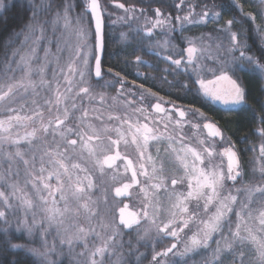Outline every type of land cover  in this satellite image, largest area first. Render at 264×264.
I'll return each instance as SVG.
<instances>
[{
  "label": "snow or ice",
  "instance_id": "obj_1",
  "mask_svg": "<svg viewBox=\"0 0 264 264\" xmlns=\"http://www.w3.org/2000/svg\"><path fill=\"white\" fill-rule=\"evenodd\" d=\"M113 2L124 11L125 15L117 19L125 23L138 19L137 11L141 15L146 12L135 5ZM185 6L187 12L180 15ZM196 7L186 4V0H178L175 16L166 15L157 7L153 10L154 22L150 27L132 29L128 24L130 31L122 32L120 39L127 47H132L135 41L138 47L131 55L134 65L140 67L148 61L136 55V51L143 50L145 39L153 36L154 29L167 27L175 33L177 27L173 21H176L183 32L186 25L219 24L225 11L234 13L223 25L213 29L222 33V37L213 38L211 33L207 37L203 34L180 36L187 47H180L175 58L172 54L163 57L169 67L162 71L168 75H182L184 79L174 83L168 81L167 76L160 79L184 95L192 96L193 100L218 102L229 111L239 109L238 117L247 119L245 113H249V123L258 121L259 126L252 130V135L260 138V166L252 171L259 172V180L245 179L241 161L242 152H256L257 146L237 150L219 125L209 121L204 112L191 104L183 108L172 104L171 110L165 109L163 98L151 89L139 93L141 103L137 107H131L136 101L126 100L131 115L126 109L122 115L110 112L105 119L103 112L85 104V100L90 105L96 99L92 79L99 83L105 76H111L102 87L119 85L117 96H123L127 86L126 77L121 75L123 70L114 72L109 67L105 72L102 69L100 53L106 44L100 0H39V3L37 0H0V27L8 25L9 12L23 17L21 24L9 29L0 53V202L5 209H11L15 198L25 208L24 216L15 217L14 223L8 212L0 209V264H62L65 255L69 257V264H129L122 251L125 246L127 256H135L137 264L142 258L147 259L145 253L139 252L141 246L152 249L149 264H181L178 258L183 259V264H189L193 254L213 244L211 261L204 260L202 264H264V85L260 88V97H253L250 103L251 93L241 76V73L258 75L264 81V0H259L260 10L256 14L245 12L240 0L221 3L220 11H215V4L212 9L205 5L199 13ZM68 33L75 37L74 45L67 44ZM205 38L215 43V54L207 57L210 63L202 62L208 51L203 46ZM41 41H45L42 58L39 56ZM53 43L55 52L52 51ZM170 45L179 47L172 45L171 39L164 40L161 47ZM65 52L67 59L61 64L64 59L61 54ZM49 65L54 66L50 68ZM139 87L144 88L143 85ZM38 89L51 95L44 99L43 105L35 99L29 105L28 96H39ZM128 94L136 95L131 89ZM146 94L157 100L149 102L147 108L143 106ZM98 95L103 105L105 95ZM112 99L116 101L117 97ZM149 109L163 113L167 122L151 118ZM45 111L48 113L46 122ZM177 113L179 118L174 119ZM185 124L194 130L206 129L212 140L206 143L205 139H200L199 147L192 146L183 131ZM20 126H32V131L22 137L18 133L13 136V129ZM216 138L226 144L219 152L215 151ZM240 139L248 142L247 135ZM37 141L41 143L39 149L32 147ZM22 142L27 149L21 147ZM121 143L125 148L129 143L135 145V162L126 151H120ZM5 144L14 146V151H6ZM160 144L166 145L164 155L160 147H156L153 155L150 147ZM78 148L80 158L83 159L86 152L101 174L105 168L118 170L117 161L123 162L125 179L120 186L114 187L113 204L106 210L109 219L101 224L103 234L75 220L65 227L66 220L73 216L78 218L81 210L88 219L100 217L98 210L90 206L89 192L94 184L89 170L73 162ZM214 155L221 161L226 158V168L223 164L212 163ZM166 160L173 166L171 176L165 175ZM5 161L7 167H4ZM20 165H23L22 172ZM72 170L85 173L83 180L78 175L74 179ZM29 185L36 200L26 191ZM178 187L184 190L177 191ZM8 188L10 192L5 190ZM133 190L140 197L136 211L129 210V204L123 199H116H130ZM162 193L171 202L166 219L161 218L165 212L160 199ZM193 202L195 206L190 207ZM33 209L40 210L39 222L36 211H32L29 218L28 210ZM142 224L149 226L141 231ZM52 231L56 236L50 243L48 237ZM133 231L136 232L135 246L132 239L124 240V236L131 237ZM90 236L93 237L91 241ZM169 238L170 245L157 250ZM77 247L81 249L79 252L75 251Z\"/></svg>",
  "mask_w": 264,
  "mask_h": 264
},
{
  "label": "rangeland",
  "instance_id": "obj_2",
  "mask_svg": "<svg viewBox=\"0 0 264 264\" xmlns=\"http://www.w3.org/2000/svg\"><path fill=\"white\" fill-rule=\"evenodd\" d=\"M37 3H39V0H37ZM104 15L107 16L108 18H112L110 26L112 25L113 27H116V28H120L122 26L128 27V24H131L132 29H136V28L144 29L145 27H150L151 23L154 22V16H150V15H148V13H145L144 15H141L139 11H137V13H136L137 17H139L138 19L129 20L127 23H125L123 21H119L117 18L120 17V16H124L125 13H124V11L122 9L117 8L115 6V4H112V3L110 5V8L106 9V11L104 12ZM145 17H147L148 19L146 20ZM114 21H115V23H113ZM125 27H122V30L119 32V34H118L119 38H120V35H121L122 32H129L130 31L129 28H128V30H125ZM189 29H191V28L190 27L185 28V30L183 32H181L180 31V27H179V23H178L177 31L175 33L170 32L167 27H164V28L158 27V28L153 30V36L150 39L149 38L145 39V47H143V49L148 51L151 55H155L156 56L155 53H159V55H157V56H159L162 59H163V57H165V56H167L169 54H172L174 56V58H175L176 54L179 52V48L180 47H185V48L187 47L186 43H183L181 40H178V39H180V36H184V37H199V36H201V34H196V35L195 34L194 35L189 34L188 33ZM141 35H144L143 31H141ZM222 35H223L222 33H218L216 36H213V35H211V36L213 38H216V37H222ZM205 37H207V36H205ZM119 38H117V39L119 40ZM66 39H67V44L69 46L75 44V37L72 36L70 33L66 34ZM166 39H171L172 45H178L179 47H172L171 45L168 46L167 48L161 47V45H163L164 40H166ZM225 43H226V41H225ZM197 44H198V46H201V42L200 41H197ZM43 45H45V44H43ZM203 46L207 47L208 51L204 53L203 58H202V62L203 63H210V61L207 59V57L210 54H215V43L213 42V40H209V39L205 38V40L203 41ZM55 51L56 50H54L53 52H55ZM61 55L64 57V59L61 61V64H63L65 62V60L67 59L68 53L65 52V53H62ZM185 55H186V53H185ZM40 57L42 58L43 55L40 56ZM53 66L54 65H49L50 68L53 67ZM17 75H20V74L18 73ZM47 76L50 77V73H47ZM36 78H38V77H36ZM76 79H79V78L76 77ZM92 80L90 82H91V85H92L93 94L96 95V99L90 105L88 104V101L85 100V104L87 106L99 109L101 112L104 113L105 119L107 118V115L110 112L113 113V114H121L122 115L126 109H127L128 113H129V115H131V108H128L126 106V103H125L126 100L125 101L123 100V96H117L116 88H118L119 85H116L114 90H111V92H109L107 90V88H104V87H101V86H99L98 90H96L94 88L95 86H94V83H92ZM126 89H131V91L135 93V87L126 86ZM37 91L39 92V96H32V95L28 96V104L29 105H31L30 103H31V101L33 99L37 100L38 104L43 105V101H44V99L47 96H43V90L42 89H38ZM100 93H103L105 95V101H104L103 105H101V103L99 101V95L98 94H100ZM127 96H129L130 99H132V100H134L136 98V96H130L128 94V92H127ZM112 97H117V100L113 101ZM158 97H160V96L158 95ZM154 100H156V99H154ZM163 101H164L165 104L168 103V105H169V103L173 104V102H171L170 100L167 101L164 98H163ZM143 102L146 103V105L149 104L148 100L147 101L145 100ZM208 102L211 103V104H214V105H216V106H218V107H220L222 109L225 108V106L223 104H221V103H218V102L217 103H213L211 101H208ZM21 103H24V102L21 101ZM136 104H137V102L134 103L131 107L132 108L137 107L138 105H136ZM176 105L178 107H187V106L182 105V104H180V105L176 104ZM15 106L19 107V105H15ZM143 106H144V104H143ZM61 107H63V105ZM117 109H119L118 112H117ZM76 115L79 116V113H76ZM46 116H47V112H45V117ZM152 116L154 117V119L162 120L163 122L167 121V116H165V115H163V116H157L156 115L157 117H155V114H152ZM206 117L208 118L209 121L213 122L212 120H210V118L207 115H206ZM174 119H178V118L176 116H174ZM46 121H47V119H45V122ZM93 122L95 123V121H93ZM185 125H187V124H185ZM30 130H32V126H27V127L20 126V127L14 128L13 129V136H15L18 133L19 136L22 137V136L25 135L26 132H29ZM183 131L188 135L189 142L194 147H199L198 141L200 139H205L206 143L210 142L212 140V138L208 137V135L206 134L205 129L194 130V129H191L189 126H184L183 125ZM225 137H227V136H225ZM48 139L50 141L51 137L48 138ZM215 143H216V148H215L216 152L221 151L223 149V147L226 146V144L224 142L220 141L219 138L216 139ZM39 146H38V149H39ZM25 147H28V146H25ZM177 147H179V146L177 145ZM11 151H14V147H13V149ZM76 153H80L79 148L77 149ZM86 155H87V153L85 152L84 153V157ZM243 157H245V158H243ZM243 157L241 156V161H242V164H243V167H244V171H245V174H246L245 175V179L246 180H253V179L259 180V172L257 171L254 174L253 171H252L254 168L258 169L259 166H260L259 165V160H258V149H257L256 152L248 151V153H246V156H243ZM75 158L76 157H74L73 161L75 160ZM83 159H84V161L82 160V163L86 164L90 168H87L86 165H82V164L81 165L83 167H86L89 170V174L91 175V178H92L93 184H94V187L89 192V196L91 197L90 206L98 210V212L100 214V217H102L103 220L100 219V217H92V218L88 219V218H86L87 214L84 213L83 210H81V215L78 218L73 216L71 219L66 220L65 227H69L70 224L72 223V221L75 220L77 223L83 225L85 228L92 227V228L95 229L96 232H99V233L103 234L102 229H101V224L102 223H106L107 220L109 219V217L107 216L106 210L109 207L112 206L113 200H111V198H109L107 200V202H105L103 199L100 198V196H99V198L97 196L95 197L94 189H95L96 185L102 186V181H106V182L108 181V182L113 183L115 185H118L121 182H123L124 179H125V174H124V171H123V162L121 163L122 165L119 166L118 170H115V172L114 171L106 172V175H105L104 174L105 171H104L103 174L98 173V175H97L95 173V170H93V168L95 167L94 162H93V158H89L87 156V157H85ZM6 163H7V161L4 162V167L6 166ZM205 163L207 164V160L205 161ZM212 163L214 165L223 164V166L226 168L225 158L223 159V161H221V159L219 157H216L214 155L213 159H212ZM171 170H173V167L170 168L168 166L166 171H165V175L171 176V174H167V173H170ZM97 171L99 172L98 168H97ZM72 174H73V178L74 179L78 175V176L81 177L82 180H83V177L85 175V173L79 172L78 170H72ZM20 182H21V184H23V175L21 176V181ZM83 182H84V184L87 183L86 180H84ZM52 183H55L54 179H53ZM194 183H195V181L193 180V184ZM5 190L7 192L11 191L10 188L5 189ZM183 190H184V187H180V188L177 189V191H183ZM26 191L28 192L30 198H32L33 200L37 199L34 191L31 189L30 185L26 188ZM57 199H58V195H57ZM170 203L171 202L167 199V197L163 199L165 212L161 216L162 219H166L167 218V210L169 208ZM12 204H13V208L5 209V206L3 205V203L0 202V209H3V210L5 209L8 212V214L10 212V215H11L10 219H12L13 223H14L15 222V217H17V216L23 217L24 216L25 208L15 198L12 199ZM194 206H195V202H193L190 205V207H194ZM32 211H36V213H37V217L36 218H37V221L39 222L40 218H41L40 210L39 209L28 210L29 218H31V212ZM233 219H235V218L233 217ZM157 222H159V221H157ZM143 228H145L144 225L141 226V231H142ZM186 232H187V230H186ZM22 235H23V233H22ZM55 236H56L55 231H52V234L48 237V240H49L50 243L55 238ZM133 236H135V237H133ZM92 238L93 237L90 236V238H89L90 241L92 240ZM135 238H136V232L135 231L133 232V234H131V237L127 236V235L124 236V240L125 241H128L129 239H132L134 246H135ZM57 243H58V240H57ZM160 248H162V246L157 248V250H160ZM213 248H215V247H211V248H209L207 250H201L198 254H193L189 258V264H202V261H204V260L211 261ZM80 250L81 249L79 247H77L75 249L76 252H79ZM122 251L125 254V259L129 260V264H137L135 256H132V257H128L127 256L128 248L126 246H125L124 249H122ZM139 252L140 253H145L146 256H147V259H143V258L141 259L140 264H149V261L151 260V249H147L146 246H141V247H139ZM65 253H67V249L66 248H65ZM114 259H115V257H113V260ZM178 259H180L181 264H183V259L182 258H178ZM62 264H69V257L67 255H65L62 258Z\"/></svg>",
  "mask_w": 264,
  "mask_h": 264
},
{
  "label": "trees",
  "instance_id": "obj_3",
  "mask_svg": "<svg viewBox=\"0 0 264 264\" xmlns=\"http://www.w3.org/2000/svg\"><path fill=\"white\" fill-rule=\"evenodd\" d=\"M100 1L104 12L106 11L107 8H110L111 3L115 4L113 0H100ZM117 2L124 3L125 5L128 6L135 5L137 9L144 8L146 9L145 13H148V15L150 16H154L153 10L157 7H159L161 11L166 15L168 13H171L172 16L178 14V10L175 8V4L178 2V0H117ZM229 2H231V0H186V4L191 3L197 6L195 9L197 13L201 12L205 5H207L209 9H212L213 4L217 6L215 8V11H220L219 5L221 3H229ZM240 2L243 3L245 12H253L254 14H256L259 11V0H240ZM187 10H188L187 6H185L183 11H180L179 14L183 15L187 12ZM233 14L234 13L225 11L223 13L224 19L220 20L219 24L208 23L207 25H203V24L186 25L185 28L190 27L191 29L188 30L189 31L188 33L192 35L203 34L204 36H208V34L211 33V35L216 36L219 32H215L213 31V29L219 27L220 25H223L224 21L232 18ZM7 15L10 18L8 21V25L6 27H0V53L3 52V45L5 40L7 39L9 29L13 27H17L19 24L23 22V17H18L15 12H9L7 13ZM236 15L238 16V13H236ZM111 19L112 18H108L107 16L104 15V20H106V30H105L106 47L104 51L105 54H104L103 64L106 67V71L109 67H111L114 72L123 70L121 72V75L125 76L127 80L138 79L135 73L136 72L141 73L143 77H140V80H144L145 87L147 86V88L149 87L154 89L157 95H162L164 96V98H167L171 102L178 105L182 104L188 107L191 104L192 106L199 108L202 112L205 113V115H207L210 118V120H212L213 122L217 123L220 126V128L224 133V136L230 138V140L235 143L236 148L238 150L250 148L251 145H256L258 149L260 138L255 135H252V130L258 127L259 125H258V121L249 123V120L251 119L249 113H245L247 119H245L244 117H238L236 112L239 111V109L229 111L226 108L222 109L214 104L209 103L206 100H201L200 98L193 100L192 96L184 95V93L181 92L178 88L170 87V85L165 83L162 79H160V77L167 76V80L173 83L175 82V80L184 79V77L182 75H168L167 73L163 72L162 71L163 69L169 67L168 62L164 61L162 58H160L157 55L156 56L151 55L148 51L144 49L141 51L137 50L136 55H141L144 60L148 61V64L144 66L136 67L133 63L134 57L131 55V53L133 52L134 48L138 47L137 44L135 43V41H133L132 47H127L125 45V42L120 40V38L118 37V34L122 30V27L125 26H122L120 28L113 27L112 25L110 26L112 21ZM173 22L176 25V27H178V22L176 21ZM257 23H259V20H257ZM245 27L247 28V24L245 25ZM125 30H128V27H125ZM117 38H119V40ZM20 39H23V37H21ZM248 42L251 44L252 40L249 39ZM43 44H45V41H41V50L39 51L40 56L43 55V51H42V48L44 46ZM143 47H145V42ZM54 50L56 49L53 44L52 51ZM254 51H255V46H254ZM255 54L258 55V53ZM0 59H2V56H0ZM125 61H128V63L126 64ZM145 76H147V79H145ZM241 76L243 82L245 83V86L249 89V92L251 93L249 97V102L252 103L253 97H260L261 95L260 88L262 85H264V81H261L258 75L250 76L241 73ZM108 77L112 79L111 76ZM104 80L105 78L102 81H99V83H97V81L95 80H92V83H94L95 86L94 88L98 90V87L102 84ZM131 83L133 82L132 81L127 82V85L131 87L132 86ZM53 87H55V85H53ZM111 90H114V88L109 87L108 91L111 92ZM50 95L51 93H48L47 91L43 90V96L48 97ZM253 107H256V105L253 104ZM47 118H48V113L45 119ZM238 120L240 121L239 123L237 122ZM245 135L248 136L247 143L242 142L240 139ZM25 146L27 145L24 143L21 144L22 148L27 149L28 147ZM38 146L39 148L41 147V143L39 141L34 142L32 147L38 149ZM13 147L14 146L7 144L4 145V149L6 151H11ZM246 153H248V151L242 152L241 154L242 156H246ZM37 155H39V151H37ZM74 157L76 158L73 162H78L81 163L82 165H86L82 163V160L84 161V159L80 158V153H76ZM85 157H87V155ZM85 157L83 156V158ZM5 167H7V163ZM37 167H39V164H37ZM20 168L22 172L23 165H20ZM87 168L90 167L87 166ZM8 215L9 218H11L10 212ZM0 224H2V221H0ZM15 235L22 236V233H15Z\"/></svg>",
  "mask_w": 264,
  "mask_h": 264
},
{
  "label": "flooded vegetation",
  "instance_id": "obj_4",
  "mask_svg": "<svg viewBox=\"0 0 264 264\" xmlns=\"http://www.w3.org/2000/svg\"><path fill=\"white\" fill-rule=\"evenodd\" d=\"M103 61H104V58H103ZM103 61H102V64H103ZM103 71H105L106 72V67H105V65L103 64ZM137 73V72H136ZM135 73V74H136ZM137 77H138V79H135V80H132V79H130V80H127V82H133V83H131V87H135V93H136V98L134 99V101H136L137 102V104L136 105H140V100H139V93L141 92V91H145V93H146V90L147 89H151V91L152 92H154L155 93V90L154 89H152V88H147V86L145 87V85H144V80H140V77H143L142 75H137ZM105 78V80L102 82V84L100 85L101 87H102V85L105 83V81H110L111 79L108 77V76H105L104 77ZM93 80H95V79H93ZM96 81V80H95ZM102 81V80H101ZM140 85H143L144 86V88L143 89H140ZM128 86V85H127ZM119 88V87H118ZM137 88V89H136ZM107 90H109V88H107ZM128 89H126L125 88V90H124V95H123V100L125 101V100H128V99H130V97L129 96H127V91ZM158 96V95H157ZM160 97H163L164 98V96H162V95H159ZM155 98H152V97H148L147 95H146V101L148 100L149 102H151V103H156L157 101L156 100H154ZM165 100H167V101H169L167 98H164ZM148 102V103H149ZM143 104H144V107H148V105H146V103H144L143 102ZM174 104V103H173ZM163 105V107L165 108V109H169V110H171V106H172V104L171 103H169V105H168V103H163L162 104ZM176 105V104H175ZM177 106V105H176ZM183 108V107H182ZM149 111L150 112H152L151 111V109H149ZM152 114H155V117H157V116H163L164 114L163 113H159V114H157V113H154V112H152ZM157 115V116H156ZM175 116L177 117V118H179L178 117V113L177 114H175ZM151 118H153L154 119V117L152 116ZM165 122H167V121H165ZM184 126H188V125H184ZM171 127V126H170ZM220 127V126H219ZM205 132H206V134L208 135V131L205 129ZM113 135V139H115L116 138V135L113 133L112 134ZM217 139V138H216ZM166 145L165 144H160V145H153V146H151L150 147V149H149V151H151L152 153H153V155H155V152H156V147H160V149H161V155L163 156L164 155V147H165ZM238 150V149H237ZM120 151L123 153V152H127L128 153V155H129V158H131V159H133L134 160V162H135V159H136V156H137V152H136V148H135V145H132L131 143H129V145H127V147L125 148V145L123 144V143H121V145H120ZM241 156H242V154H241ZM243 157V156H242ZM243 158H245V157H243ZM225 161H226V164H227V160H226V158H225ZM122 163V161H117V165L118 166H120V165H122L121 164ZM170 167V168H172L173 166L170 164V163H168L167 162V160L165 161V168L167 169V167ZM93 170H95V173L98 175V173H100V171L98 172L97 171V167H94L93 168ZM105 175H106V172H112V171H114L115 172V170L114 169H107V168H105ZM167 174H174V171L173 170H171V172L170 173H167ZM127 175H130V173H128ZM115 186H120V184H118V185H115V184H113V183H110V182H106V181H102V186H99V185H96V187H95V189H94V193H95V197L97 196L98 198H99V196H100V198L101 199H103L105 202H107V200L109 199V198H111V200H113V197H114V187ZM178 188H180V187H178ZM105 196L107 197V200H105ZM164 198H166V196L162 193L161 194V197H160V199H161V201L163 202V199ZM117 200H119V199H123L124 200V203H128L129 204V210H131V211H136V210H138V203H139V199H140V197H138L137 195H136V192H135V190H133V195H132V197L130 198V199H128V198H116ZM120 206H122V205H120ZM118 214V213H117ZM142 225H144L145 227H148L146 224H142ZM193 231H195V227H193V229H192ZM125 231H128V230H125ZM134 232V231H133ZM133 232H132V234H133ZM191 233H188V235H190ZM182 236H184V233H182L181 234ZM133 237H135V236H133ZM129 238V237H128ZM170 243H171V239L169 238V240L168 241H166V243L164 244V245H159L157 248H159V247H164V246H168V245H170ZM215 244H213L212 245V247H215L214 246ZM147 247V249H151V247H148V246H146ZM151 252H152V249H151Z\"/></svg>",
  "mask_w": 264,
  "mask_h": 264
},
{
  "label": "water",
  "instance_id": "obj_5",
  "mask_svg": "<svg viewBox=\"0 0 264 264\" xmlns=\"http://www.w3.org/2000/svg\"><path fill=\"white\" fill-rule=\"evenodd\" d=\"M100 4H101V1H100ZM102 7V6H101ZM102 15H103V20H104V11H103V13H102ZM104 36L106 35V20H104ZM93 26H94V22H93ZM105 44H106V42H105ZM104 51H105V48H104V50H103V52L102 53H100V55H101V61H103V58H104ZM102 69H103V64H102ZM162 107H163V105H162Z\"/></svg>",
  "mask_w": 264,
  "mask_h": 264
}]
</instances>
